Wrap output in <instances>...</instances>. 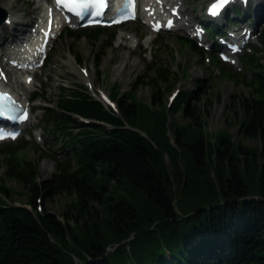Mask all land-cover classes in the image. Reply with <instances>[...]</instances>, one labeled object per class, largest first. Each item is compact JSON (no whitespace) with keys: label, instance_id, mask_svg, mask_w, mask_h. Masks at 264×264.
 <instances>
[{"label":"trees","instance_id":"1","mask_svg":"<svg viewBox=\"0 0 264 264\" xmlns=\"http://www.w3.org/2000/svg\"><path fill=\"white\" fill-rule=\"evenodd\" d=\"M61 32L92 43L105 34L111 43L115 28ZM177 39L202 58L193 40ZM241 57L252 68L249 78L214 55L211 61L218 75L247 86V93L231 95V113L236 131L255 144L232 140L224 128L211 135L202 128L196 102L208 99L212 86L203 77L165 104L177 74L159 62L139 77L150 85L148 98L118 94L112 85L116 111L82 85H58L52 104L43 106L49 139L61 152L49 176L36 178L34 162L16 155L25 139L0 141L3 175L22 186L0 181V264H264V64L247 50ZM56 191L72 196L62 219L40 201ZM9 193L24 200L5 201Z\"/></svg>","mask_w":264,"mask_h":264},{"label":"rangeland","instance_id":"2","mask_svg":"<svg viewBox=\"0 0 264 264\" xmlns=\"http://www.w3.org/2000/svg\"><path fill=\"white\" fill-rule=\"evenodd\" d=\"M4 1L0 0L1 7H3ZM254 2L257 5V0ZM9 3L16 21L13 24H0V50L5 49L4 39L10 37V30H12L11 33L16 32L17 26L24 28L27 21H31L35 17L37 21L40 18L39 14H42L36 0H9ZM258 3H260L259 7L253 9V12L256 9L258 11L259 9L264 10V2L258 0ZM203 5L204 0H181L179 6L192 20H199ZM246 10L252 11L249 6ZM236 22H240L238 24L241 25L247 23V20L246 17L240 16L239 21L228 20L226 26H233ZM115 28L111 43L106 41L108 39L105 34H101L92 43L84 35L74 38L68 36L67 33H62L59 29L55 36L49 40L44 56L46 61L31 72V79L28 83H22L23 72H17L13 75L10 73L9 79L5 81V86L16 93L29 95L31 90L38 92V96L28 100L30 113L17 135V138H24L27 143L22 150L16 152L17 156L34 162L36 178L49 176L53 170V155L58 156L60 152L58 141L52 142L49 139L51 124L43 119L42 109L43 105L52 104L51 101L56 97L58 85L74 87L79 84L83 85L94 97H98V92L101 91L114 99L109 92L115 83L118 94L128 90L137 98L145 99L149 96L150 85L139 81V77L143 75L146 66H149L152 61L167 66L177 74L173 85L164 93L163 101L165 104L173 98L169 99V94L172 91L176 90L177 93L185 88H196L195 78L203 77L206 82L212 83V86L207 89L209 98L207 99L202 95L196 102V106H198L204 119L202 128L206 133L211 135L217 129L224 128L230 131L232 140L237 138L247 144L257 143L255 137H245L236 131L238 123L234 114L231 113V95L247 93V86L230 76L218 75L216 62H212L211 59L206 60L205 56L199 58L190 49L182 45L177 39V34L184 35L181 31L174 29L149 32L139 18L127 21L115 26ZM75 29L77 28H72V30ZM120 33L123 34L122 39H118ZM147 37L148 40H146ZM259 37H252L247 46L252 48L250 45H253L259 48L258 54L255 55L261 63H264V40L260 41ZM247 46L244 49L252 52V49ZM207 53L209 52L206 51ZM241 54L242 52H238L235 55L237 62L233 66L229 65L230 63L220 61L218 58L216 59L218 63L230 66L231 69L240 71L246 78H249L252 68L245 66L243 62L241 63ZM73 55H77L80 61L76 62ZM180 67L185 69V74L180 72ZM15 76L18 79L14 80ZM84 76L88 78L92 88L89 89L83 83ZM121 96L127 100V97ZM176 116L178 117L177 114ZM55 135L62 137L58 132H55ZM4 168L5 165L0 158V181L8 188L20 190L22 187L20 183L3 175ZM7 195L10 202H22L24 200V195L21 194L9 193ZM71 198L70 194L56 191L49 196L42 197L40 201L46 209L62 219V207ZM91 203L98 205L93 200Z\"/></svg>","mask_w":264,"mask_h":264},{"label":"bare ground","instance_id":"3","mask_svg":"<svg viewBox=\"0 0 264 264\" xmlns=\"http://www.w3.org/2000/svg\"><path fill=\"white\" fill-rule=\"evenodd\" d=\"M180 0H142V2H141V4H140V8H141V13L143 14V13H148V15L150 16V17H156V16H158V14L160 13V9H159V7L161 6V5H163V4H166V2H169V3H171L172 4V7L173 6H175V7H177L178 6V2H179ZM36 2H37V5L38 6H40V8H41V11H42V14H39L40 15V18L37 20V26L39 27L40 25H45L44 24V22H45V19H46V17H47V15L45 14V13H47V8H48V3L46 2V0H36ZM9 0H5L4 1V4L2 5L3 7H2V9H4L6 12H7V15H6V19H5V21L7 22V23H14L16 20H15V18H14V16H13V11H11V6H9ZM42 16H44V18L42 19ZM183 22V21H182ZM56 30L57 29H55V31L54 32H56ZM33 33L32 32H30L28 35H22V36H18V35H14V33H10L9 34V36H10V38L8 39V38H6V41L8 42V45H7V47H6V49H7V51H10L9 53H7L8 55H6V57H5V59H7L8 58V56L9 55H13L14 57H15V53H14V46H17L18 44H14L13 42H12V40L13 39H15L17 42H19V41H24V42H27V41H29V40H31L32 39V37H33V35H32ZM15 36V37H14ZM122 36H123V34L122 33H120L119 35H118V39H122ZM131 36V35H130ZM128 37V36H127ZM132 38V37H131ZM146 40H148V37L146 38ZM130 41H132V40H130ZM10 49V50H9ZM22 51H24V50H19V52H18V55L19 54H21V55H23L24 54V52H22ZM0 54H3V52L1 51V53ZM8 68V67H7ZM9 69V68H8ZM80 69V68H79ZM26 75H24L23 76V82L24 83H28V81L26 82V81H24V77H25ZM85 77V76H84ZM16 79H18V77L17 76H15L14 77V80H16ZM83 82L88 86V87H90V88H92V85L90 84V82L88 81V78H83ZM4 86V85H3ZM6 87V86H5ZM15 94V93H14ZM16 95V94H15ZM18 98L19 99H22V101H23V99H24V97H20V96H18Z\"/></svg>","mask_w":264,"mask_h":264},{"label":"snow or ice","instance_id":"4","mask_svg":"<svg viewBox=\"0 0 264 264\" xmlns=\"http://www.w3.org/2000/svg\"><path fill=\"white\" fill-rule=\"evenodd\" d=\"M97 2V0H84V2L81 4V7L83 10L87 11L90 6H92L93 4H95ZM228 0H225V3H227ZM91 15H99V13L97 12H91ZM216 13H213V15H215ZM77 15H80V13H77ZM0 115H3V112L0 111Z\"/></svg>","mask_w":264,"mask_h":264},{"label":"water","instance_id":"5","mask_svg":"<svg viewBox=\"0 0 264 264\" xmlns=\"http://www.w3.org/2000/svg\"><path fill=\"white\" fill-rule=\"evenodd\" d=\"M4 15H5V11L2 8H0V20L4 17Z\"/></svg>","mask_w":264,"mask_h":264}]
</instances>
